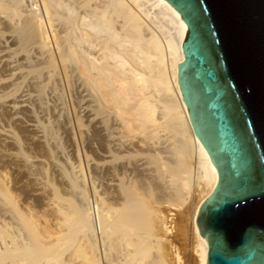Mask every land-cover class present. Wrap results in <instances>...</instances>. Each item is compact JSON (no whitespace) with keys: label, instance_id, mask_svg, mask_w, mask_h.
<instances>
[{"label":"bare ground","instance_id":"6f19581e","mask_svg":"<svg viewBox=\"0 0 264 264\" xmlns=\"http://www.w3.org/2000/svg\"><path fill=\"white\" fill-rule=\"evenodd\" d=\"M33 2L0 0V111L11 120L0 137L33 167L14 126L48 148L54 120L46 117L45 91L75 85L84 114L74 113L67 127L78 130L81 146L77 164L55 161L68 192L50 183L55 230L39 229L0 174V264H179L174 242L188 224L198 263L207 264L197 216L218 171L179 88L187 31L180 13L167 0H40L39 9ZM80 157L95 173L91 189ZM76 240L73 260L64 258Z\"/></svg>","mask_w":264,"mask_h":264},{"label":"water","instance_id":"95a60500","mask_svg":"<svg viewBox=\"0 0 264 264\" xmlns=\"http://www.w3.org/2000/svg\"><path fill=\"white\" fill-rule=\"evenodd\" d=\"M187 25L179 88L218 171L207 264H264V0H167Z\"/></svg>","mask_w":264,"mask_h":264},{"label":"rangeland","instance_id":"374dc122","mask_svg":"<svg viewBox=\"0 0 264 264\" xmlns=\"http://www.w3.org/2000/svg\"><path fill=\"white\" fill-rule=\"evenodd\" d=\"M27 1L28 3L33 2V0H27ZM36 1H37L36 3L38 4L37 9H39L40 0H36ZM34 4L35 2H33L31 5L33 6ZM76 10L79 13H82L81 8L76 7ZM0 18H1L0 29L2 30V28L4 29L3 26L5 25L4 23L6 21H3L5 19L4 18L2 19L1 16ZM1 21L3 23H1ZM56 33H57V37H59L62 34L61 29L60 28L59 30L57 29ZM50 46L52 47V51L56 53V43L53 39L50 40ZM35 56H38V53L33 54L32 57L34 60H38V58H36ZM44 73L45 72H43V74ZM71 86L72 88H70ZM71 86L66 87L65 84H56L53 87L50 85V87L48 86L45 91L46 98L45 99L43 98V101L47 102L46 104H44V106L47 105L45 109L48 110L47 114H49V115L46 114V117L48 116L52 121L54 120L52 124L49 125L50 130H49L48 138L50 140L49 141L50 145L48 146V148L47 146L45 147L43 143L39 141L36 140L34 141L33 139L27 140V136H26L27 133H25V131L22 130L23 127L21 125L14 126L16 128V131H19V137L22 140H24L23 151L26 153L28 157H30L29 159L32 160L31 165L33 164V167L27 169L26 166H23L24 164L22 160L20 161L19 157H13L15 151L17 150L16 146L13 145V143L11 142L7 143V141L4 140L2 141V138L0 137V174H2L5 180L8 179L9 186L13 191V195L19 202L25 214H28V216L32 217V219L34 220L36 219L35 221L36 223H38L37 226L39 225L38 226L39 229L40 230L43 229L42 232L44 231L45 233L46 230L47 231L48 230L51 231L52 229L55 230L56 226L53 224L57 220L56 218H58L57 213L55 212L54 207H52L51 202L49 200L50 188H51L50 183H53L54 186H57L63 195L68 194V192L66 191L67 189L66 184L61 182L60 179H58L60 178V176H58L59 171L54 166L55 161L57 163L59 162L63 164L65 163V159L68 157V159H70L71 162L77 164L78 160L75 157L76 148L77 147L79 148L81 146L80 144L81 138L78 137L77 134L78 130L74 129L73 131L74 136H73L72 131H70V128L68 129L67 127V121L73 122L75 114L77 113L84 114V112H80L81 92L80 90L77 89V86L75 85H71ZM31 92L33 94L36 93L33 89H31ZM32 107L34 108V110L37 111L36 112L37 117H40L39 115H41L42 113V112L40 113L39 111L40 109L35 106ZM53 108L58 110L56 111L54 109V113H53ZM59 110L61 111L60 114L61 116L58 115ZM1 111H0V125L7 126V124L9 123L8 120H10L9 113L7 112L4 113ZM26 112H28V114L31 113V111L29 112V110ZM84 117L85 116H83V118ZM40 119H42V117H40ZM49 151H51L52 153H50ZM90 153L89 154L91 155V157L94 158L97 157V155L94 152L93 153L90 152ZM82 157H80V160H82V166L84 167L82 169L87 179L86 180L87 186L89 189H91L92 188L91 175L95 176V173L91 171L88 174L89 171L86 169L85 162H83L84 159ZM91 169H93L92 166ZM47 178H49V180L52 182L48 180L49 182L48 183ZM96 182L97 181H95L94 184L96 189L103 193L102 189L98 185V182L97 183ZM189 228L190 226L188 224V231L186 237H180L176 239L174 242L177 248V252H179V257H180L179 264H199L197 260V256L192 248L193 247L192 236L190 232L191 230H189ZM77 241L78 240H76L74 243H70V245L67 244L69 245V247L66 245L68 251L66 249L64 258L72 259L71 255L72 253H74L73 250L76 249ZM81 263H82L81 258L80 259L76 258L73 261V264H81Z\"/></svg>","mask_w":264,"mask_h":264},{"label":"built area","instance_id":"2783aa9c","mask_svg":"<svg viewBox=\"0 0 264 264\" xmlns=\"http://www.w3.org/2000/svg\"><path fill=\"white\" fill-rule=\"evenodd\" d=\"M35 5H33V7H34Z\"/></svg>","mask_w":264,"mask_h":264}]
</instances>
